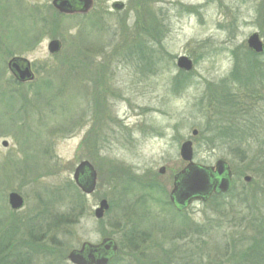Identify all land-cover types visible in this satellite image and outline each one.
<instances>
[{"label": "rangeland", "instance_id": "1", "mask_svg": "<svg viewBox=\"0 0 264 264\" xmlns=\"http://www.w3.org/2000/svg\"><path fill=\"white\" fill-rule=\"evenodd\" d=\"M52 1L0 0V221H12L11 192L25 202L19 221L38 212L63 219L56 235L30 248L32 264H70L71 250L106 238L118 249L109 264H245L237 253L254 234L242 219L264 214V84L249 94L236 86L245 104L233 118L217 113L216 90L234 53L250 51L251 35L264 44V0H93L85 16L62 15ZM52 40L61 44L54 55ZM140 44L150 58L141 61ZM181 56L193 63L188 73L176 66ZM13 58L30 63L33 81L15 82ZM230 119L242 130L251 124L245 159L213 139ZM185 141L194 163L227 162L235 184L178 212L169 194L187 164L179 156ZM81 161L97 173L92 195L73 182ZM99 200L109 204L101 220Z\"/></svg>", "mask_w": 264, "mask_h": 264}, {"label": "water", "instance_id": "2", "mask_svg": "<svg viewBox=\"0 0 264 264\" xmlns=\"http://www.w3.org/2000/svg\"><path fill=\"white\" fill-rule=\"evenodd\" d=\"M52 7L60 14L74 15L82 14L85 16L93 5L92 0H53ZM113 10L121 11L123 5L115 3ZM248 48L260 54L264 51V46L257 34H253L247 41ZM61 44L58 40H52L47 46L49 54L54 55L59 52ZM185 56H181L176 61L179 71L190 72L193 69V63ZM8 72L19 83L31 82L34 80V74L31 71L30 63L23 58H13L7 64ZM194 130L192 134L196 136ZM4 142L3 146L6 147ZM181 158L188 163L187 167L174 177L173 189L170 193V200L181 210L195 200L206 201L213 193H228L230 191L231 172L224 160H218L214 167H203L195 165L193 162L192 143L187 141L181 145ZM160 174H164V169H160ZM244 180L250 181L249 177ZM73 181L77 188L84 195H91L96 188L97 175L93 167L88 162H82L75 169ZM7 203L12 211H20L24 206L23 198L11 192L7 197ZM182 207V208H181ZM109 209L106 200H101L98 207L94 210V218L101 220ZM117 251V245L111 239H104L99 245L82 244L79 250H73L68 253L67 259L70 264H109Z\"/></svg>", "mask_w": 264, "mask_h": 264}, {"label": "trees", "instance_id": "3", "mask_svg": "<svg viewBox=\"0 0 264 264\" xmlns=\"http://www.w3.org/2000/svg\"><path fill=\"white\" fill-rule=\"evenodd\" d=\"M44 29L47 30V26L42 28V30ZM37 30L40 31L41 27ZM143 45L145 44H140V48L137 45L139 50H142L139 52L141 61L142 59L150 58V53L152 52ZM247 52L248 53H245L241 58L240 54L234 53L235 59L233 60V68L229 76L220 81V86H218L220 89L216 90V93L220 96V112L216 108L217 113L227 118H230V116L233 118L244 111L243 105L245 102L241 100V95L236 91V86L242 87L244 89L243 91L249 94L248 90L251 87L258 83L264 84V65L261 66V64H259L258 55L250 51ZM147 62H149V65L151 64V60ZM174 82H176L175 88H180L185 81L177 77L174 79ZM245 122L249 125V128L246 130L239 128V126L235 124L236 122L230 119L228 124L221 125L219 128L214 129L213 132V139L220 140V144L225 143L231 151H237L236 153L241 155L242 159H245L247 155L249 156V146H244L243 142L253 136L250 132L252 128L250 127L251 124L249 120ZM77 196L82 199L79 194H77ZM74 208H77V206H73V210ZM48 214L49 217L47 220H42V212H38L33 217L30 216L24 221H19L22 219L18 220L14 213H10L9 216L12 218V221L8 223L4 220L0 221V264L33 263L34 257L31 255L32 252L30 248L32 249V246L43 236L49 234L56 235L59 228H61L60 225L63 219L52 215L51 212ZM237 214L244 217L241 212ZM242 220L243 223L246 224H244L245 228L248 227L253 231L254 235L249 239L253 242L245 253L238 252L237 254H240L241 257L242 255L245 256V264H255L254 262L259 261L260 257H264V214L261 213L258 216H252L250 219L243 218ZM17 235V238L20 237L18 240H16ZM20 241L23 242V244L20 243ZM25 247L27 249H25ZM37 248L39 247L34 246L33 249L36 250Z\"/></svg>", "mask_w": 264, "mask_h": 264}, {"label": "flooded vegetation", "instance_id": "4", "mask_svg": "<svg viewBox=\"0 0 264 264\" xmlns=\"http://www.w3.org/2000/svg\"><path fill=\"white\" fill-rule=\"evenodd\" d=\"M218 198H220V195H219ZM192 205H193V204H190V206H192ZM173 206H174L175 210H179V209L176 207V205L173 204ZM186 206H187V205H186ZM186 206L183 207V210L186 209ZM181 208H182V207H181ZM181 211H182V210H181Z\"/></svg>", "mask_w": 264, "mask_h": 264}]
</instances>
